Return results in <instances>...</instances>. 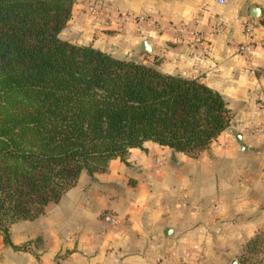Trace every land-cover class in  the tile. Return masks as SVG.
<instances>
[{
  "label": "crops",
  "instance_id": "crops-1",
  "mask_svg": "<svg viewBox=\"0 0 264 264\" xmlns=\"http://www.w3.org/2000/svg\"><path fill=\"white\" fill-rule=\"evenodd\" d=\"M220 1L72 3L60 38L109 54L107 43L130 42L124 30L138 27V49L144 40L157 56L148 64L198 78L230 120L196 157L147 140L125 162L81 171L43 213L8 226L19 249L0 235V264H229L264 232V129L252 130L264 124V0Z\"/></svg>",
  "mask_w": 264,
  "mask_h": 264
},
{
  "label": "trees",
  "instance_id": "trees-1",
  "mask_svg": "<svg viewBox=\"0 0 264 264\" xmlns=\"http://www.w3.org/2000/svg\"><path fill=\"white\" fill-rule=\"evenodd\" d=\"M74 1L0 0V235L14 249L8 226L43 213L81 171L147 140L196 157L230 120L198 78L60 38ZM260 253L262 231L236 264H264Z\"/></svg>",
  "mask_w": 264,
  "mask_h": 264
},
{
  "label": "rangeland",
  "instance_id": "rangeland-1",
  "mask_svg": "<svg viewBox=\"0 0 264 264\" xmlns=\"http://www.w3.org/2000/svg\"><path fill=\"white\" fill-rule=\"evenodd\" d=\"M136 18H138V17H134L135 21L137 22L138 20ZM134 19L132 21H134ZM124 33L127 36L126 39L127 40L130 39V42L123 43V44L122 43H115V44L107 43L108 50H110V52H111L109 54L116 56V57L118 56L121 58H131L135 61L146 63V64H148V62L152 63L153 60L155 58H157V56H154V58H148L147 57L148 55H149V57H151V52L146 53V52L140 51L138 49V47H137V41L139 39L138 36H141V32L138 29V27L134 28V29L128 27L127 29L124 30ZM61 35H63V34H61ZM127 40H125V41H127ZM86 41H88V39H86ZM239 255H240V251L238 253H236V257H238ZM261 257H262V259H264L263 253H260L258 255V258H261Z\"/></svg>",
  "mask_w": 264,
  "mask_h": 264
},
{
  "label": "water",
  "instance_id": "water-1",
  "mask_svg": "<svg viewBox=\"0 0 264 264\" xmlns=\"http://www.w3.org/2000/svg\"><path fill=\"white\" fill-rule=\"evenodd\" d=\"M249 14H250V16H252V17H257V16H259V15H260V9H259V7H257V6H251V7H250ZM139 48H140L143 52H146V53L150 52V46H149V45L146 43V41H144V40L140 41V43H139ZM234 137H235V139H236L237 141H239L240 136H239L238 133H236V135H235ZM167 232H168V229H166V230L164 231V233H167ZM236 263H237V261H236L235 259H231L229 264H236Z\"/></svg>",
  "mask_w": 264,
  "mask_h": 264
},
{
  "label": "built area",
  "instance_id": "built-area-1",
  "mask_svg": "<svg viewBox=\"0 0 264 264\" xmlns=\"http://www.w3.org/2000/svg\"><path fill=\"white\" fill-rule=\"evenodd\" d=\"M219 2H221V1L219 0ZM90 5H94V3H92ZM90 10L92 11L93 9L90 8ZM263 129H264V124L263 123H257V124L254 125L252 130L255 131V132H261ZM103 219L105 221H112V216L110 214H105L103 216Z\"/></svg>",
  "mask_w": 264,
  "mask_h": 264
}]
</instances>
